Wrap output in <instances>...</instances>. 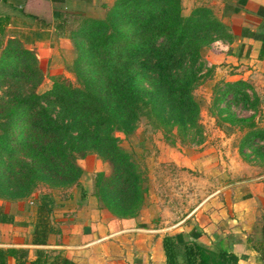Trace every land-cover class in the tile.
<instances>
[{
    "label": "trees",
    "instance_id": "16d2710c",
    "mask_svg": "<svg viewBox=\"0 0 264 264\" xmlns=\"http://www.w3.org/2000/svg\"><path fill=\"white\" fill-rule=\"evenodd\" d=\"M116 1L105 19H90L76 31L81 36L74 38L76 82L53 75L50 86L37 92L42 70L34 50L15 37L7 38L2 46L0 198L25 197L38 183L50 187L77 183L82 169L74 155L94 152L111 165L109 175L96 174L94 193L113 214L131 216L142 203L143 174L117 145L113 131L128 133L144 116L165 136L174 128L191 141L199 139V103L192 90L212 71L200 49L225 35L224 25L204 5H195L184 13L180 0ZM3 32L0 21V38ZM231 99L241 101L251 112L237 116L219 106ZM258 101L252 85L244 79L213 85L211 105L217 109L209 108L211 113L219 117V123H234L244 129L239 151L256 143L264 148V126L255 118ZM50 209L45 200L37 203L32 243H44L47 233L54 230L49 222ZM261 229L258 248L263 257L264 221ZM162 246L165 264H178L177 246L183 249L184 264L212 261L210 251L196 241L178 244L165 235ZM22 251L0 247V264L8 255L21 264L18 257ZM215 253L216 264L235 262L232 253ZM51 259L75 264L59 254Z\"/></svg>",
    "mask_w": 264,
    "mask_h": 264
},
{
    "label": "crops",
    "instance_id": "0c3cea01",
    "mask_svg": "<svg viewBox=\"0 0 264 264\" xmlns=\"http://www.w3.org/2000/svg\"><path fill=\"white\" fill-rule=\"evenodd\" d=\"M109 1L0 0L4 31L0 41L4 37L5 44L8 37L17 38L34 50L43 71L60 73L62 64L75 55L64 17L82 15ZM180 4L184 13L204 5L224 25L225 35L200 49L205 65L212 66L208 78L250 83L259 100L255 118L264 126V0H180ZM246 168L256 172L241 170L233 180L212 185L205 197L179 215L173 213L169 200L157 209V196L150 197L155 186H147L149 198L131 216L110 213L88 192L79 201L78 196H68L50 210L54 230L47 233L44 243L31 241L37 204L28 208L27 215L19 209V201L15 213L10 210L14 202L0 199V247L22 248L21 264H59L51 259L57 254L75 264H165L162 240L170 235L178 244L196 241L207 248L212 261L204 264H216L217 250L235 256L234 263L220 264H264L258 248L264 221V168ZM176 262L184 264L181 246L176 248ZM4 264L18 262L8 255Z\"/></svg>",
    "mask_w": 264,
    "mask_h": 264
},
{
    "label": "rangeland",
    "instance_id": "374dc122",
    "mask_svg": "<svg viewBox=\"0 0 264 264\" xmlns=\"http://www.w3.org/2000/svg\"><path fill=\"white\" fill-rule=\"evenodd\" d=\"M116 3V0H110L82 15L69 14L64 17L63 26L73 43L75 55L72 61L62 64L60 73L48 74L41 68L42 76L35 88L37 92L44 91L50 86L53 75H60L71 82L77 81L75 64L78 63H76L77 50L74 38L81 36L77 35L76 31H79L90 19H105L108 12L112 10L111 5ZM4 40L3 37L0 51ZM219 81L222 79L206 78L192 90L193 96L199 103L198 121L201 124V135L198 140L191 141L188 135L182 137L174 128L168 132V136H165L161 128L151 127L144 116L136 121L134 129L128 133L121 130L113 131L117 145L142 171L144 191L141 205L146 196L149 198L147 186H155L156 190L150 192V197L154 199L157 196V209L159 207L161 210V203L165 204L166 200H169L172 203L171 210L179 215L185 207L190 208L196 201L205 197L212 185L233 180L239 176L241 170L244 173H255V168H246L250 165L264 168V148L258 147L259 143H256L243 146L239 151L240 138L244 129L238 128L234 123L225 121L219 123V117L211 113L209 108L217 109L211 105V100L213 85ZM219 106H225L237 116H246L251 112L237 99L220 102ZM222 114H225V111ZM252 146L256 148L253 149ZM74 160L82 169L77 183L66 187H50L45 183H38L25 197L12 200L0 199L14 202L15 205H12L10 210H14L19 201V209L25 210L28 215L30 214L28 208L39 201H47L52 211L54 206L62 205L68 196H78L79 201L80 196L88 192L94 196L98 206L112 213L105 202L94 193L96 174L101 172L105 176L109 175L110 163L94 152H87L84 155L75 154ZM216 176L218 179L214 178ZM183 184L188 186L183 187ZM17 211L14 210L15 213Z\"/></svg>",
    "mask_w": 264,
    "mask_h": 264
}]
</instances>
